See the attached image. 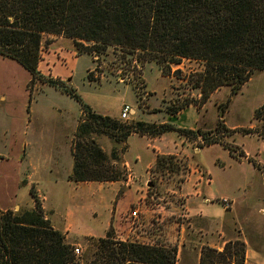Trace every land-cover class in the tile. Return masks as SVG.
Masks as SVG:
<instances>
[{
	"label": "rangeland",
	"instance_id": "374dc122",
	"mask_svg": "<svg viewBox=\"0 0 264 264\" xmlns=\"http://www.w3.org/2000/svg\"><path fill=\"white\" fill-rule=\"evenodd\" d=\"M40 41V74L61 81L78 99L39 81L31 84L27 71L0 56V210L14 205L17 207L10 209L13 212L30 208L33 200L29 192L33 191L44 207V218L60 232L67 227L66 242L82 255L89 247L87 238L104 236L115 198L106 185L67 181L73 164L69 147L77 124L84 118L83 106L122 124L161 123L169 117L164 112L176 103H198L199 90L189 81L203 69V63L181 59L170 66L172 75L166 79L156 63L142 62L125 50L109 47L102 55L79 54L70 38L43 34ZM263 103L264 71H254L237 94L231 95L229 87L212 93L201 105L199 116L192 105L178 116H170L168 124L186 129L195 127L199 120L197 129L207 134V139L220 140L234 155L231 157L219 144L200 149L205 145L201 137L193 140L191 135L178 134L186 141V158L173 156L174 164L169 170L151 168L146 179L151 187L142 183L140 190L155 197L146 206L158 204L164 208L162 219L156 221L161 214L155 215L151 228L154 236L149 238L156 245L175 246L177 264H193L198 252L207 247L203 246L204 223L186 212L182 197L172 199L170 194L184 181L188 166L211 174L209 189L219 201L206 207L205 213L217 221L213 229L223 228L225 244L243 241L251 264H264V141L246 132L254 129L253 112ZM123 105L134 110L127 121L120 120ZM218 105L224 106L223 115ZM219 120L225 131L215 134ZM28 137L32 141L31 161L19 151V144ZM94 137L107 156L113 148L120 147L107 135ZM148 144L139 136L126 140L123 158L136 177L144 175L152 156ZM193 149L200 151L195 153ZM137 156L141 159L137 160ZM222 198L230 201L229 208H224ZM135 207L141 215L136 202H131L128 211Z\"/></svg>",
	"mask_w": 264,
	"mask_h": 264
},
{
	"label": "trees",
	"instance_id": "16d2710c",
	"mask_svg": "<svg viewBox=\"0 0 264 264\" xmlns=\"http://www.w3.org/2000/svg\"><path fill=\"white\" fill-rule=\"evenodd\" d=\"M43 34L74 40L79 54L102 55L109 47L125 50L142 62L156 63L165 77L172 75L170 66L181 59L202 62L203 69L189 81L199 90L198 103L174 102L165 111L169 116L191 105L199 111L220 87H229L231 95H235L254 71H264V0H0V56L27 71L31 84L39 81L78 99L61 81L40 74ZM76 41L89 45L84 47ZM227 105L228 101L224 103ZM224 106H217L220 115L224 114ZM82 115L72 138L73 164L68 181L73 183L125 181L122 155L132 134H188L193 140L201 137L205 142L199 148L219 144L234 157L231 148L220 140L207 139L208 135L199 129L142 121L122 124L86 106ZM253 120L254 129L246 132L264 141V103L254 110ZM220 130L225 131V127L219 120L214 133ZM100 134L109 136L120 147L113 148L107 156L94 137ZM173 160V156H157L153 168L169 170ZM29 194L32 208L0 210V264L177 262L175 246L122 242L110 229L103 237L87 238L88 249L76 257L73 245L44 218L33 191ZM198 264H245V244L228 241L220 252L203 247Z\"/></svg>",
	"mask_w": 264,
	"mask_h": 264
},
{
	"label": "crops",
	"instance_id": "0c3cea01",
	"mask_svg": "<svg viewBox=\"0 0 264 264\" xmlns=\"http://www.w3.org/2000/svg\"><path fill=\"white\" fill-rule=\"evenodd\" d=\"M162 77L166 79L168 78L165 76H162ZM193 108L196 110L195 107ZM182 111L183 110H181L179 113H177L173 117L178 116ZM196 112L199 116V111L196 110ZM133 113H134V110L132 109V114ZM170 119L171 118L169 116L167 117V119L165 118L161 123H158V124L148 123V124L160 125V124L168 123ZM198 127H199V120L195 127L187 128V130L194 131ZM176 128L186 129V128H181L179 126H176ZM169 135L173 136V138L168 137ZM131 136H139V137L145 138L149 142L148 147L151 148L152 150V156L149 158V162H147L145 166L144 175L136 177L133 172V168L130 166V164L126 160H124L123 155H122L123 165L126 169V174H127L125 181L100 182L99 183L101 185L108 186V188H111V193H112L111 195L115 197L109 209L108 221L105 225L104 232H106L109 229L112 230L115 238L122 242H137V243H141L145 245H156L155 242L151 241L149 236L150 235L154 236V234L152 233L153 230L151 228L154 226L153 220H154L155 215L157 213L161 214L160 217H156L155 219L156 221L162 219L163 213L161 212L164 211V208L160 207L158 204L154 206H151V205L146 206V203L150 199L155 198V197L149 195L148 193H143L140 190L141 185L143 183L144 185L151 187V185L148 184V181L146 179H147V176L150 175L149 174L150 170L151 168H153L155 159L157 156H175V157L184 156L186 158V155H185V150H187L185 146L186 141L184 138H182L175 132L165 133L157 137H148L147 135L140 136L137 134H132L129 137ZM31 144H32V141L30 140V137H28V141L23 140L19 144V151L20 150L22 151L23 158L24 159L28 158L29 161H31V157H32L29 151L30 146L32 147ZM214 145H217V144H214ZM71 146H72V140H71L70 147H69L70 155H71ZM27 148H28V151L26 152ZM200 149H193V151L195 153H198ZM244 154L248 155L245 152ZM136 159L139 160L141 158L137 156ZM188 168L189 170L187 174L185 175L184 181L180 184V187H177V190L170 191V194L172 196V199L177 198V197L179 198L182 197L185 201L186 212H188V214L191 216L193 215L194 218L204 223L203 231L205 232L204 237L206 241L203 246L213 248L217 250L218 252H220L225 244V240L223 238L224 237L223 228L220 226V229L219 228L217 230L213 229V225H217V221L212 220L205 213L206 207L210 208V206H212L215 201H219V199L217 200V198H214L215 197L214 194H212L211 190L209 189V186L212 183L211 174L204 169L199 170L197 168H192L191 166H188ZM70 172H71V169L69 170L67 174V181H68V176ZM92 183H98V182H79V183H74V184L84 185V184H92ZM162 187H164V185H161V188ZM207 195H210V196L208 197ZM222 199H225V198H222ZM171 200H169V203L171 202ZM131 202H136L137 204H139V206L141 207V213H142L141 215H139V218L135 221V223L132 226H130L129 220H128V213H129L128 207L131 204ZM16 207L17 205H14L12 208H8V209H15ZM32 207H33V203L30 208ZM41 208L44 211V207L42 206ZM67 230H68L67 227L66 228L64 227L61 233H63L64 235ZM199 256H200V252H198L196 260L193 262V264H198ZM177 263L178 261L176 262V264ZM245 264H251V262L248 259V255L246 253V249H245Z\"/></svg>",
	"mask_w": 264,
	"mask_h": 264
},
{
	"label": "built area",
	"instance_id": "2783aa9c",
	"mask_svg": "<svg viewBox=\"0 0 264 264\" xmlns=\"http://www.w3.org/2000/svg\"><path fill=\"white\" fill-rule=\"evenodd\" d=\"M132 114V109L128 105H123L120 111V120L121 121H127L129 120V116ZM221 203L224 206V208H229L230 201L227 199H221ZM139 216V209L135 207L133 210L129 211L128 213V220L130 226L134 224V222L138 219ZM73 253L76 257L80 256L79 249L77 247H73Z\"/></svg>",
	"mask_w": 264,
	"mask_h": 264
}]
</instances>
